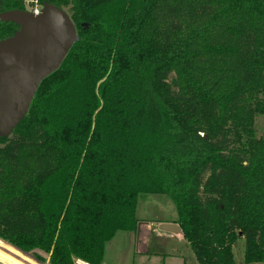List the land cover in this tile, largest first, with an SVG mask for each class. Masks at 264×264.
<instances>
[{
	"label": "trees",
	"instance_id": "1",
	"mask_svg": "<svg viewBox=\"0 0 264 264\" xmlns=\"http://www.w3.org/2000/svg\"><path fill=\"white\" fill-rule=\"evenodd\" d=\"M37 2L68 10L79 40L0 138V242L102 264L160 194L198 264H235L239 239L264 263V0ZM18 29L0 22V41Z\"/></svg>",
	"mask_w": 264,
	"mask_h": 264
},
{
	"label": "water",
	"instance_id": "2",
	"mask_svg": "<svg viewBox=\"0 0 264 264\" xmlns=\"http://www.w3.org/2000/svg\"><path fill=\"white\" fill-rule=\"evenodd\" d=\"M0 22L19 27L0 41V138H6L27 116L39 86L60 69L79 37L70 15L48 3L39 15L27 10L0 12ZM178 229L175 224L159 225L163 232Z\"/></svg>",
	"mask_w": 264,
	"mask_h": 264
},
{
	"label": "rangeland",
	"instance_id": "3",
	"mask_svg": "<svg viewBox=\"0 0 264 264\" xmlns=\"http://www.w3.org/2000/svg\"><path fill=\"white\" fill-rule=\"evenodd\" d=\"M36 4L37 0H26L24 9L31 12ZM255 130L257 137L264 135V115L256 116ZM136 218L138 223L134 230L117 231L113 239L106 244L102 264H198L192 249L178 240L176 233L158 231L162 223L178 225L176 223L179 218L178 211L169 197L160 194L141 196L137 204ZM140 227L141 231L138 233ZM3 242L0 244L13 251L12 254L10 253V258L7 256L2 260L7 264H11L9 259L12 257L14 258L12 261L19 264H49L48 255L43 251L23 252L15 248L19 251L17 253L14 247ZM244 252L245 242L241 239L234 249L235 264H247ZM81 262L88 263L77 259L75 264Z\"/></svg>",
	"mask_w": 264,
	"mask_h": 264
},
{
	"label": "crops",
	"instance_id": "4",
	"mask_svg": "<svg viewBox=\"0 0 264 264\" xmlns=\"http://www.w3.org/2000/svg\"><path fill=\"white\" fill-rule=\"evenodd\" d=\"M149 224V223H148ZM143 225H146V224H143ZM176 225V224H175ZM147 227H149V226H147ZM149 230H150V228H149ZM140 231H141V227L138 229V233H140ZM158 231H160L159 230V228H158ZM160 232H163V231H160ZM170 232H173V233H176L175 235H176V237H177V239L178 240H180V241H182L183 243H185L187 246H189L190 247V245H189V243L184 239V236H183V234H182V232H181V230H180V228L178 229V230H174V231H170ZM144 234L142 233V236H143ZM144 237V236H143ZM238 241H241V239H239ZM237 241V242H238ZM236 242V243H237ZM170 243H172V241H170ZM169 243V244H170ZM236 243L234 244V247H233V252H234V249H235V246H236ZM191 248V247H190ZM15 251H17V250H15ZM10 253L12 254L13 253V251L12 250H5V249H1L0 248V260H4V259H6L5 257H7V256H9L8 258H10ZM19 253V252H18ZM235 256V255H234ZM12 259H14L13 257H12ZM12 259H9L10 260V263L11 264H19V262H13L12 261ZM251 264H253V263H251ZM258 264V263H257ZM261 264H264V263H261Z\"/></svg>",
	"mask_w": 264,
	"mask_h": 264
},
{
	"label": "built area",
	"instance_id": "5",
	"mask_svg": "<svg viewBox=\"0 0 264 264\" xmlns=\"http://www.w3.org/2000/svg\"><path fill=\"white\" fill-rule=\"evenodd\" d=\"M41 9H42V6L37 2L36 7L31 12L34 13L35 15H39L41 12ZM80 264H89V263L81 262Z\"/></svg>",
	"mask_w": 264,
	"mask_h": 264
},
{
	"label": "bare ground",
	"instance_id": "6",
	"mask_svg": "<svg viewBox=\"0 0 264 264\" xmlns=\"http://www.w3.org/2000/svg\"><path fill=\"white\" fill-rule=\"evenodd\" d=\"M19 252V251H18Z\"/></svg>",
	"mask_w": 264,
	"mask_h": 264
}]
</instances>
